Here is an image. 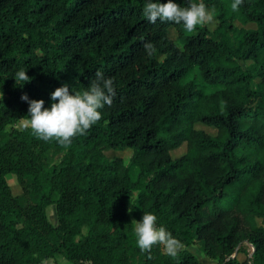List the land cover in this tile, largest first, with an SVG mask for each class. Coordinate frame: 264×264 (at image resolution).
I'll return each instance as SVG.
<instances>
[{
	"label": "trees",
	"instance_id": "obj_1",
	"mask_svg": "<svg viewBox=\"0 0 264 264\" xmlns=\"http://www.w3.org/2000/svg\"><path fill=\"white\" fill-rule=\"evenodd\" d=\"M148 2L168 0H0V264H200L193 241L215 264H264V0L236 12L234 0H173L214 9L192 32L149 22ZM193 69L200 82L184 80ZM97 71L113 104L71 146L13 126L29 118L23 95L50 109L57 88L82 94ZM124 148L128 163L105 154ZM145 213L184 249L141 252L132 221Z\"/></svg>",
	"mask_w": 264,
	"mask_h": 264
},
{
	"label": "clouds",
	"instance_id": "obj_2",
	"mask_svg": "<svg viewBox=\"0 0 264 264\" xmlns=\"http://www.w3.org/2000/svg\"><path fill=\"white\" fill-rule=\"evenodd\" d=\"M243 0H234L231 8L234 12L239 11ZM144 16L149 22L155 24L159 19L161 22L169 21L180 24L183 22L185 29L192 32L198 25H206L213 21V14L206 9L204 3H191L182 8L173 0L167 3L148 2L143 9ZM144 48L149 56L156 49L152 43H145ZM18 81L28 83L31 81L24 70L16 73ZM17 82V81H16ZM116 91L111 78H105L100 71L95 73V79L90 82V88L82 94L70 93V86L65 83L51 93L54 103L51 108L44 107L43 100H29L25 94L22 100L29 103L28 119L21 118L20 130L31 129L33 134L44 141L56 142L64 147H69L77 135H85L90 128L101 120L102 114L98 109L105 105L113 104ZM55 101H58L56 103ZM157 217L151 213L143 214L140 221L133 220L137 245L141 252H147L151 259V250L154 246L162 245L165 253L176 256L184 249V245L174 238L165 227H157Z\"/></svg>",
	"mask_w": 264,
	"mask_h": 264
},
{
	"label": "rangeland",
	"instance_id": "obj_3",
	"mask_svg": "<svg viewBox=\"0 0 264 264\" xmlns=\"http://www.w3.org/2000/svg\"><path fill=\"white\" fill-rule=\"evenodd\" d=\"M206 9L208 11H210L211 13L214 12L213 8H206ZM214 22H215V19H213L212 22H210L209 24H206V25L207 26H212L214 24ZM247 25H251V23H247ZM169 34L172 35V36L174 35V30L172 28L169 29ZM188 78H193L194 80H196L198 82L201 81L195 69H193L192 72H190L184 78V80L188 79ZM201 85L202 84L199 83V86H201ZM203 89L211 90V88L208 87L207 85H203ZM1 95L2 94L0 93V96ZM20 120L21 119L17 120L13 124V126L19 127ZM197 126L202 127V128L206 129L209 132H212V133L214 132L213 128H210V127H207V126H204V125H201V124H198ZM183 150H184V145L181 144L178 148L171 149L170 153H171V155H175V154L181 153ZM114 153L121 155L123 163H128V158H129V154H130V148H124L122 150H113V149L111 150V149H108V150L105 151L106 155H111V154H114ZM135 171H136V167L133 164H130V175H131V177L134 176ZM4 179H5L6 183L9 185V187H10L12 192L16 193V192L19 191V184L17 182L15 174H13L12 172H9V171L5 172L4 173ZM46 213H47V216H48L49 220L52 223H55V220H56L55 219V209H54V205L52 203L46 205ZM186 248L188 250H190L195 255V257L200 262V264H215V262H216L215 258L208 257V256L204 255L203 252L197 247L196 242L193 241V242L189 243L186 246ZM162 249H163V246H162ZM236 255L241 256L240 253H237ZM37 264H69V261L67 259H65L62 255L55 254L52 258H46V259L42 260L41 262H39ZM79 264H87V261H82Z\"/></svg>",
	"mask_w": 264,
	"mask_h": 264
},
{
	"label": "crops",
	"instance_id": "obj_4",
	"mask_svg": "<svg viewBox=\"0 0 264 264\" xmlns=\"http://www.w3.org/2000/svg\"><path fill=\"white\" fill-rule=\"evenodd\" d=\"M48 258H52V257H48Z\"/></svg>",
	"mask_w": 264,
	"mask_h": 264
}]
</instances>
